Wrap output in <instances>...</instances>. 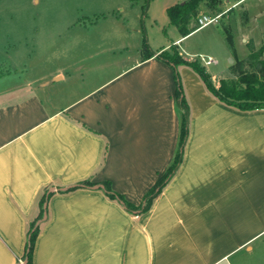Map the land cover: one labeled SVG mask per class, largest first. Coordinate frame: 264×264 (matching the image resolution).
I'll return each instance as SVG.
<instances>
[{
    "label": "crops",
    "instance_id": "obj_1",
    "mask_svg": "<svg viewBox=\"0 0 264 264\" xmlns=\"http://www.w3.org/2000/svg\"><path fill=\"white\" fill-rule=\"evenodd\" d=\"M182 1H149L150 47L200 57L215 86L236 77L234 63L263 43L264 0H199L171 23L167 9ZM143 2L0 6V264L20 263L46 188L29 264H264V107L223 102L187 64L177 66L189 107L182 160L151 206L61 191L108 180L138 204L174 158L176 81L143 49ZM225 8V22L197 26Z\"/></svg>",
    "mask_w": 264,
    "mask_h": 264
},
{
    "label": "trees",
    "instance_id": "obj_2",
    "mask_svg": "<svg viewBox=\"0 0 264 264\" xmlns=\"http://www.w3.org/2000/svg\"><path fill=\"white\" fill-rule=\"evenodd\" d=\"M149 1L150 0H144V2L141 4L140 22L143 33V49L146 51L148 56L155 55L156 57L167 62L173 68L176 81L175 101L177 107L181 110L178 147L174 158L167 170L144 193L142 200L138 204L128 201L122 193L114 190L108 180L93 182L89 179H83L70 184L61 190L67 191L80 186L100 188L107 196L117 199L126 209L135 213L145 211L151 206L155 196L168 182L182 160L183 146L188 135L189 107L184 95L180 74L177 68L179 64H187L196 72H198L208 89L223 102L242 110L264 107V56L261 57L262 52H264V40L262 45L257 49H250V52L246 56V60L252 69L242 71V73H240L238 76L239 82L234 80L235 77L220 78L218 86H215L211 80L210 74L207 72L204 66L195 59L189 60L184 58L178 52L175 45L171 44V49H163L159 52L154 51L150 47L145 25V18L148 15L147 9ZM210 1L215 2L216 0ZM198 2L199 0H184L169 6L167 12L170 22L178 23L188 20V18H190V16L195 12ZM163 30H165L164 27ZM253 63L256 66H254ZM50 194L51 192H48L47 188L44 189L38 200L39 213L37 216V221L32 220L28 224V228L26 230L25 250L21 259L25 264H29L31 262V253L35 236L39 230V221L43 220V216L47 212V205L45 202L47 201V198Z\"/></svg>",
    "mask_w": 264,
    "mask_h": 264
},
{
    "label": "rangeland",
    "instance_id": "obj_3",
    "mask_svg": "<svg viewBox=\"0 0 264 264\" xmlns=\"http://www.w3.org/2000/svg\"><path fill=\"white\" fill-rule=\"evenodd\" d=\"M16 1L17 0H0V6L1 5H8V4L11 5V3L15 5ZM261 3L262 4L259 6V8H264V2H261ZM30 5H32V0H31ZM251 48H253V47H251ZM263 56H264V52H262V54H261V57H263ZM199 59H201V58L197 56V59L196 60L198 62L201 61ZM253 65L256 66L254 63H253ZM233 69H234L235 74H237V76L234 78V80L236 82H239V80H238L239 74L242 73V71L251 70L252 68L248 64V61L245 59V61H240V62L234 63Z\"/></svg>",
    "mask_w": 264,
    "mask_h": 264
},
{
    "label": "built area",
    "instance_id": "obj_4",
    "mask_svg": "<svg viewBox=\"0 0 264 264\" xmlns=\"http://www.w3.org/2000/svg\"><path fill=\"white\" fill-rule=\"evenodd\" d=\"M228 9H222L220 11H216L214 13H202L197 17V26L206 24L208 22H225V18L227 15ZM22 264H25L22 260H20Z\"/></svg>",
    "mask_w": 264,
    "mask_h": 264
},
{
    "label": "water",
    "instance_id": "obj_5",
    "mask_svg": "<svg viewBox=\"0 0 264 264\" xmlns=\"http://www.w3.org/2000/svg\"><path fill=\"white\" fill-rule=\"evenodd\" d=\"M54 189H55V187H53V186L49 188V190H54ZM19 264H22V263L20 262Z\"/></svg>",
    "mask_w": 264,
    "mask_h": 264
}]
</instances>
